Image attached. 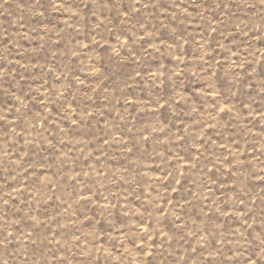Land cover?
I'll return each mask as SVG.
<instances>
[{
  "label": "rangeland",
  "instance_id": "obj_1",
  "mask_svg": "<svg viewBox=\"0 0 264 264\" xmlns=\"http://www.w3.org/2000/svg\"><path fill=\"white\" fill-rule=\"evenodd\" d=\"M0 264H264V0H0Z\"/></svg>",
  "mask_w": 264,
  "mask_h": 264
}]
</instances>
